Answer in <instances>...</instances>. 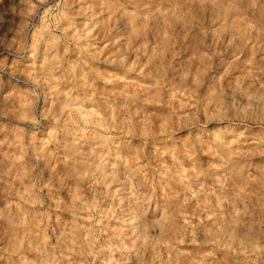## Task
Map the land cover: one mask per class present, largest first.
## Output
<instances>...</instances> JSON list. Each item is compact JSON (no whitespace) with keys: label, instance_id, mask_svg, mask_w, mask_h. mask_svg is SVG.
Masks as SVG:
<instances>
[{"label":"clouds","instance_id":"obj_1","mask_svg":"<svg viewBox=\"0 0 264 264\" xmlns=\"http://www.w3.org/2000/svg\"><path fill=\"white\" fill-rule=\"evenodd\" d=\"M0 264H264V0H0Z\"/></svg>","mask_w":264,"mask_h":264}]
</instances>
